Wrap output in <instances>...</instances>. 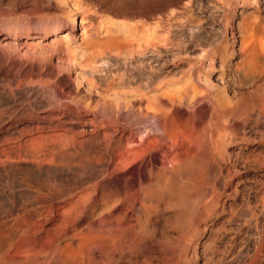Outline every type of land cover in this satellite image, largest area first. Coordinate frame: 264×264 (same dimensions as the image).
Wrapping results in <instances>:
<instances>
[{
	"label": "rangeland",
	"instance_id": "rangeland-1",
	"mask_svg": "<svg viewBox=\"0 0 264 264\" xmlns=\"http://www.w3.org/2000/svg\"><path fill=\"white\" fill-rule=\"evenodd\" d=\"M139 71L143 84L189 92L180 137L191 141L165 155L168 170L156 177L175 182L179 205L155 186L149 222L133 219L135 204L115 208L167 237L158 255L146 231L141 240L156 250L119 264H264V0H0V264H85L73 252L85 257L87 240L72 229L89 230L93 218L100 229L94 212L117 174L104 146L128 136L114 123L122 98L110 91L131 89ZM86 192L97 204L76 217L70 205Z\"/></svg>",
	"mask_w": 264,
	"mask_h": 264
},
{
	"label": "bare ground",
	"instance_id": "bare-ground-1",
	"mask_svg": "<svg viewBox=\"0 0 264 264\" xmlns=\"http://www.w3.org/2000/svg\"><path fill=\"white\" fill-rule=\"evenodd\" d=\"M128 26H130V24ZM130 29H132L131 26H130ZM140 74H142V73H140V71H139L137 73V75H138L137 79H135L134 80L135 82H133V83H135L136 86L135 85L134 86L132 85L131 89H129L130 87H128L129 90L126 89L127 87L125 88L126 90H124V88H123V90H121V93H117L116 91L115 92L110 91V92H112V95L114 96V98H115V96L117 98L118 97L119 98H122L121 99L122 101H119V102H120V104H121L122 107H125V111H124L123 114L122 113H119L117 115V119H115L114 123L121 121L120 123H122V127L124 126L123 128L120 127V129H119V131L121 133V136L124 135V134H127V133H128V136L126 135L127 136V139H126L127 142L125 143L123 141L124 144H122V143L119 142L122 145H119V146L116 145L118 147H116L117 149H115V150H114V148H115L114 145L115 144L112 145L111 142H107L109 138L106 141L107 143L105 142L107 145L105 144L104 148H106V150H108V152H107L108 155L116 159L114 161L113 158H112V160L114 162L109 167L110 170L108 169V167H107V169L110 172V174H112V173H114V175H115V173H117V174L115 176L112 175L114 177H111L110 176V178H108L104 182V185H103L104 186V190L103 191L100 188L101 191H102V195L100 196V199H99V203H100L99 204V208H100V210L98 209V211H97L96 210L97 208H96L95 210L97 212H94L95 216H97V213H99L98 218L100 219V223H99L100 224V227H99L100 229L99 230H91L90 225H92L91 222L94 221V218H93V221L92 220L91 221L88 220L89 221L87 223L88 226H86V227H89V230H88V228L85 231H82V230H79L78 229V228H80L82 226L83 223L81 224V226L75 227V228L72 229L73 236H77L78 234H80L81 232H83L84 238H85V240H87V242L85 243L87 255L86 254H85L86 256L84 255L85 256V257H83L84 259L83 258H80V257L83 256L82 255L83 252H79L77 250L73 252V259L74 260H79V259L85 260V264L91 263L92 260H98V261H100L101 264H119L120 262L123 261V259H122L123 254H126L127 253L128 255L134 256L133 258H135L137 253L145 252V251L150 252L151 250H156V249H153L154 246H151L152 248L150 247V245H153V244H150L148 247H146L147 246L146 245V242H147L146 240L148 238H150V237L148 236L147 239L144 238L145 236L148 235L147 233H149V235H150L152 233V231L151 230H146V231H148L146 233L145 228H143V225L144 224L141 225V222L140 221H139L140 225L139 224L138 225H134L135 223L134 224L129 223L131 221V220L128 221L129 220V214H127L126 217H124V218L122 217L123 219L121 220L119 218L120 216L118 217L116 215L115 208H121V207L127 206V207H124V209H126V208L128 209L131 204H135L134 207L132 205V208L134 209L133 212L135 213L134 214V218L133 217L132 218L133 219H136V218L139 219L140 217H142L144 221H146V222L148 221L149 222L150 220H148V217H147L149 211H148V208L147 207L148 206L150 207V205H151V202L148 200L149 199V195H150V189L151 188H152V190L155 189L154 192H153V195L157 191L156 190L157 188H153L155 186H159V188H160L161 191H164V190L167 189L166 190L167 197L173 198L174 196H171V195H175L176 194V193L170 192V189H169V187L170 186L172 187V185H174L175 182L174 183H171L172 185L170 184V186H169V185L166 184V181L163 179L164 182L160 185V182L161 181L160 182L157 181V178L156 177H158L159 175L162 174V172H164V169L163 168L165 167V163H166L164 161V159L166 158L165 155L171 149L175 148L176 146H178L180 144H183L185 142V140H188V137H186L187 139H185V140L182 138L183 137L182 136L183 134H182V131L180 130V128L182 130H183V128H182L181 121H180L181 120L180 118H181L182 114H181V110L179 108V103L181 102V104H182V101H180V100L183 97L185 99H186V97H189L190 98V95H189V92L187 90H185V88H182V86L179 85V83L177 84V82L171 83V87H169L167 85L168 87H166V88H162V86L161 87H155V86H153V83L151 84L148 81L146 82V84L144 83L145 84V86H144V84L142 83L143 80L138 79ZM156 77H158V76H156ZM140 81H141V84H140ZM142 84H143L144 87H142ZM140 86L143 88V90L140 88ZM98 90L100 91V89H98ZM191 90H193V89H191ZM99 91H98V93H99ZM102 91L103 90L100 91V95L103 93ZM118 92H120V91H118ZM134 92H137L140 95L139 97H137L138 99L136 97L134 99L133 98L134 95L132 97L133 99L130 98V95L131 94H135ZM95 95H96V93H95ZM95 95L93 96L92 100L95 99V97H100V96H95ZM103 95H105V94H103ZM194 95H195V93H194ZM111 96H110V98H111ZM113 96H112V98H113ZM106 97H108V96H106ZM246 97L248 98V96H246ZM246 97H244V99H247ZM112 98H111V101L112 102L114 101L115 107H117L116 106L117 101L116 100H112ZM191 98H193V97H191ZM98 99H100V98H98ZM117 100H119V99H117ZM241 101L244 102L243 99ZM246 102H249V100L247 99ZM252 102H250L251 105L249 103L248 104L251 106L250 108L253 109L254 108L253 106H255V104H258L259 102H258V100L256 101V103L253 102L254 105H252ZM109 103H110V101H109ZM241 103L239 105L242 106ZM245 103H243V105ZM245 105L243 107L240 106L242 108V111H240L239 109L235 108L237 110V112H238V115H239V111L242 112V115L244 113H246V112L243 113V111H245L243 109L246 106H248V105H246V106ZM258 106H260V105H258ZM258 106H257V108H258ZM111 107H109V108H111ZM247 110L248 109H246V111ZM258 110H262V109H260V107H259ZM232 112H233V110H232ZM128 115H129V117H128ZM131 115H133V118L129 119ZM242 115L240 114L239 116H242ZM128 119H129V121H128ZM152 123H154V124H152ZM155 131H157L156 134H155ZM180 133L182 134L181 135L182 137H180ZM185 135H186V133H185ZM185 135H184V137H185ZM130 138L132 139V142L130 141V143H131L130 145L131 146L130 145L128 146V144H129L128 143L129 142L128 140ZM123 140H125V138ZM188 141H191V139H189ZM112 146H114V147H112ZM184 148H186V147H184ZM104 156H106V155H104ZM155 156H158L157 158H159L158 159L159 160V164H157L156 166L153 165L155 167L152 168L151 164L154 162ZM175 156H177V155H175ZM106 158H107V156H106ZM108 160H110L109 157H108ZM104 161H107V160H104ZM107 163H108V161H107ZM177 167H178V170H179V166H177ZM186 167H187V165H186ZM189 167H191V166H189ZM101 168H102V166H101ZM101 168H99V169H101ZM105 168L106 167L104 166V168H102V169H105ZM165 168H166V170H168L167 166ZM107 169L105 171H107ZM170 170L171 171H175L176 168L173 167ZM180 170H181V168H180ZM188 170H191V168H188ZM192 170H194V169L192 168ZM88 171H89V169H88ZM98 172H100V171L95 172V175ZM101 173H102V171H101ZM107 173H103V174L105 175ZM99 174L100 173H98V175ZM108 176H109V173H108ZM169 176H171V174ZM106 177H107V175H106ZM160 178L162 179V178H164V176H161ZM160 178H159V180H161ZM169 178H171V177H169ZM167 180H168V178H167ZM169 180L171 181V179H169ZM169 180H168V182H169ZM178 181H180V180H178ZM181 183L182 182L180 181L178 184H181ZM183 184H184V182L182 183V185ZM182 185L179 186V187H182ZM100 186H101V184H100ZM174 187L175 186H173L172 188H174ZM177 187H176V189H177ZM88 192H89V190H88ZM88 192H86V194H83L82 196H80L79 199H78V201H74L70 205V211L72 212V214L74 216L77 217L78 213L80 212L79 209H80V207L84 203L85 204L87 203L86 205L88 206V211L86 210L87 211V213H86L87 215H90V213H92V211L94 210V207L97 204V199H94V198L91 197L92 194H90V193L92 191L90 193H88ZM169 192H170V195L168 194ZM160 195H161V193H160ZM133 196L136 197V198L134 197V199H136V201H137L135 203H133L135 201V200L132 199ZM156 196H158V195H156ZM152 198L150 200H152ZM161 198H163V196H161ZM158 199H160V197ZM173 199H174V202H175L176 198H173ZM173 199H169V200H173ZM178 199H181V201H182V195ZM178 199L176 201H178ZM146 200H148V201L146 202ZM156 200H157V198H156ZM156 200H155V202H156ZM160 200H162V199H160ZM164 201H165V198H164ZM179 202L180 201H178L177 202L178 204L177 203L176 204L179 205L180 204ZM147 203H149L150 205L147 204ZM157 203H155V205ZM170 203H171V201H170ZM167 204H169V202ZM167 204H165V205H167ZM173 204H175V203H173ZM173 204L171 203V205H173ZM184 204L185 203H183V205ZM86 205H84V206H86ZM146 205H147V207H146ZM152 205H153V203H152ZM161 205L162 204H160L159 206H161ZM166 207H168V206H166ZM170 208H171V206H170ZM158 209H157V211H158ZM128 210L130 211V209H128ZM128 210H126V211L128 212ZM152 210H150V212ZM140 211H144L146 215H144L143 213L142 214H139ZM160 211H162V210H159V212ZM82 212H83V210H82ZM121 212H122V210H121ZM154 213H156V212L153 211V214ZM162 213H164V212L162 211ZM72 214H71V216H72ZM94 214H93V217H94ZM121 214L123 215V213H121ZM131 214L132 213H130V215ZM156 214H155V216H156ZM164 215H165V213L163 214V216ZM132 216H133V214H132ZM163 216H162V218H163ZM173 217H174V215H173ZM154 218L157 219V217H154ZM159 218H161V217H159ZM159 218H158V221H159ZM152 221H153V219H152ZM84 225L82 227H85ZM141 226H142V228H141ZM153 226H154V224H153ZM153 226H152V229L155 230L156 228L153 227ZM158 226H160V225H158ZM162 226H163V224L160 226V228H162ZM146 229H147V227H146ZM142 230L144 231V233H143ZM158 232H159V230H158ZM141 234L142 235L144 234V237H143L144 240L143 239L141 240V237H142ZM159 234H160V232H159ZM154 235H156V234H153V236ZM163 235L164 236L158 235V237H157V235L155 237H153V236L150 235L152 238H154V240L156 239L154 242H153V239L151 240L152 243L155 244V247L154 248H156L159 244H160V246H164L163 243L165 241L164 242H162V241L165 240V237L166 236H165V234H163ZM163 237H164V239H163ZM169 237H172V236L170 235V236H168V238ZM161 239H163V240H161ZM166 239H167V237H166ZM159 241L162 242V245H161V243H159ZM168 241L169 240L166 241V244L171 243V242H168ZM173 244L174 243H172V246H173ZM160 246H158V248ZM161 248L162 247H160V249L157 250L158 251V255H159V251H161L163 249V248L162 249ZM148 252H147V255H149ZM165 253H161V255L162 254L168 255V254H165ZM169 253H171V252H169ZM145 254H146V252H145ZM156 254H154V255L156 256ZM149 256L151 257V256H153V254L152 255H149ZM155 256H153L151 258L154 259ZM13 257L14 256H9V258L14 259ZM124 258H128V257H124ZM134 261H135V259H134ZM137 261H139V260H137ZM177 261H178V259H177ZM175 262H176V260H175ZM127 264H129V263H127ZM135 264H137V263H135Z\"/></svg>",
	"mask_w": 264,
	"mask_h": 264
}]
</instances>
